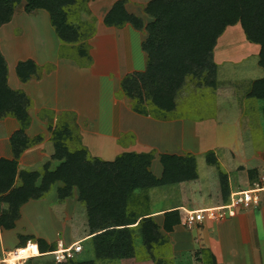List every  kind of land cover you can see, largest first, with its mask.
I'll list each match as a JSON object with an SVG mask.
<instances>
[{"label": "trees", "instance_id": "obj_1", "mask_svg": "<svg viewBox=\"0 0 264 264\" xmlns=\"http://www.w3.org/2000/svg\"><path fill=\"white\" fill-rule=\"evenodd\" d=\"M26 3L25 11L45 10L61 41L60 57L75 60L82 68L92 64L87 39L96 33L94 22L81 17L90 0H0V27L12 21L17 7ZM145 13L154 21H144L125 9V1L114 4L105 17V24L123 28L131 24L149 35L143 44L148 55L147 69L132 73L121 81L122 94L131 102L132 110L142 116L170 121L183 119L179 97L194 83L198 88L214 92L217 88L218 65L214 51L219 38L233 25L240 24L247 41L260 47L259 65L264 70V0H152ZM81 18V19H80ZM40 68L33 61L20 62L16 68L19 79L26 83L38 77ZM249 99L264 103V77L252 83ZM32 99L9 85L8 63L0 49V121L13 118L19 128L10 138L13 158L0 159V225L6 230L15 227L21 208L30 200L45 198L57 183L61 202L74 196L87 210L92 245L97 259L138 258V240L144 255L154 264H175L170 258V239L161 233L146 205L135 207L141 193L148 198L149 190L198 179L197 162L193 155H162L164 174L157 179L150 167L154 153H124L107 162L90 156L82 144L73 114L57 116L44 110L40 119L47 122L55 147L52 157L58 166L47 163L43 170L24 171L19 160L29 148L43 141L42 136L30 138ZM264 116V107H263ZM212 118L206 114L201 120ZM72 125L75 126L72 127ZM77 132V134H76ZM72 142L77 147L71 149ZM209 165L220 167L214 152H208ZM224 200L230 197L227 174L219 172ZM20 181L21 185H17ZM4 204L8 209L1 210ZM181 224L177 210L165 213L164 229L173 232ZM136 226V227H132ZM36 241L42 253L57 249L43 239L29 237L25 246ZM203 264H216L210 251H203ZM69 264H96L95 261L71 260Z\"/></svg>", "mask_w": 264, "mask_h": 264}, {"label": "crops", "instance_id": "obj_2", "mask_svg": "<svg viewBox=\"0 0 264 264\" xmlns=\"http://www.w3.org/2000/svg\"><path fill=\"white\" fill-rule=\"evenodd\" d=\"M118 1L121 0H90L88 2V10L94 21L96 33L86 41L90 46L89 53L92 58V64L86 68H82L75 60L60 57L62 44L45 10H36L32 13L15 11L12 21L0 27V49L8 63L9 85L14 90L25 92L33 101V106L29 111L32 122L26 133L30 138L43 137L42 142L23 153L19 160L20 170L41 172L49 162H52V168L54 165V167L59 165L52 160L55 153L51 140L52 134L48 131L47 122L40 119L41 112L44 110L54 112L57 116L65 113L73 114L81 142L93 158L112 162L124 153H154L149 170L157 179H161L164 174V167L161 163L162 155H193L197 162L198 157L204 156L206 159L208 152H214L220 167L207 163L216 169L208 173L207 183H205L207 185L204 187L201 184L204 180L201 181L197 165V180L175 184L186 185L189 189L186 201L182 200L158 209L152 207L150 208L151 217L160 227L161 233L169 237L176 264L179 262L177 256H181L186 251L190 264L194 263L195 256L198 264H203L199 260L204 255L203 251L213 253L217 260L216 264H264V202L256 209L239 211L235 217L220 221L206 220L188 227V230L183 224L185 212L216 207L228 202L229 198L224 200L222 194L220 170L228 176L230 192L246 190L254 181L264 176V116H261L263 115L262 110H260L261 113L259 112L261 119H258L261 129L260 126L251 128V125L245 121L243 113L240 112V117L239 112L236 114V110L234 111V121L236 125L240 123L243 139L238 140V143H229L231 145H226V140L220 142L219 128L223 117L201 121L187 118L162 121L135 113L128 104V100H120L118 96L122 93L121 81L125 76L146 71L148 55L143 50V44L149 35L146 31L135 29L131 24H126L123 28L110 27L105 24V17ZM124 1L128 13L140 17L145 25L153 23L154 20L145 13V8L152 0ZM24 18L28 21L37 18L44 23L57 54L55 53L50 58L49 56L43 58V53L37 57L29 55L23 60L19 57L10 66L12 61L6 51L7 43L10 41L9 36L17 40L23 38V31L28 33L26 25L29 22H23ZM83 18L87 20L86 13L83 14ZM228 40L229 38L225 39V42ZM106 44L112 46L110 48L111 59L102 62L100 52L104 51L103 47ZM26 61H33L40 68V72L38 77L34 76L24 83L17 76L16 68L20 62ZM215 63H218L216 58ZM217 65L219 69V64ZM103 99L108 100L104 102ZM262 105L264 106V103ZM12 119L6 118L0 121V146L5 148L2 150L0 147V159L13 158L12 149V157H9L7 145H5L7 144L6 139L10 143L11 136L19 128L17 121L13 119L16 121L13 122ZM256 122L254 126L257 125ZM5 123L10 127L13 125L10 131L8 128L7 135L4 133V130H7L5 128L8 127L3 125ZM17 185H21V182L18 181ZM61 186L62 183H58L46 198L30 200L25 204L21 208V216L13 229L6 230L0 225V252L1 248L12 250L14 247H21V241L29 237L43 239L49 244H55L64 239L62 237L68 231L65 221L75 218L72 214L70 216L67 214L69 211L67 203L70 199L65 202L58 199V188ZM204 189L208 191L207 196L202 195ZM183 193H186L185 190ZM187 205L195 207L188 208ZM83 208L81 231L84 233L80 240L83 247L81 261H95L96 264H151L153 262L144 255H140L145 249L140 240L136 246L137 253H140L139 259L137 257L97 259L90 232H88V222L85 224L86 220L88 221L85 219L87 210L85 206ZM6 209L8 205L4 204L1 210ZM172 210L179 212L181 224L175 226L173 232H166L164 229L165 213ZM55 211L63 215L65 230L59 228L52 234L51 231V233L47 231L55 225ZM44 216L46 219L43 218ZM46 221L48 225L52 224L48 226ZM9 235H14L15 242L12 244L9 241ZM184 239L190 244L189 248L185 249ZM192 255L195 256L192 257ZM45 257L53 256L34 258L27 264H49Z\"/></svg>", "mask_w": 264, "mask_h": 264}, {"label": "rangeland", "instance_id": "obj_3", "mask_svg": "<svg viewBox=\"0 0 264 264\" xmlns=\"http://www.w3.org/2000/svg\"><path fill=\"white\" fill-rule=\"evenodd\" d=\"M25 6H26V3L23 1L17 7L16 11L21 12V13L25 12ZM84 13L85 12L83 11V7L81 6L82 19L86 22H94L91 19L92 16L90 14H86L87 20L84 19L85 18V17L83 18ZM23 22H29L26 25L28 28V33H25V31H23V38L17 39V40H13L11 35L9 36L10 41L7 43L8 47L6 51L8 52L9 59H11L12 61V63H10L11 64L10 66H12L15 62V59H18L19 57H21V59L23 60L27 58L29 55L37 57L39 56V54L43 53L42 55L43 58L48 57V56L50 58L56 53L55 47L53 46V43L50 38V34L47 31L46 26L44 25L43 22H41L37 18L36 19L32 18L31 21H28V19L24 18ZM18 34H21V32H18ZM223 35H222L223 37L221 36L222 38L221 37L219 38L215 51H214V61L216 58V61L218 62L217 64H219V69H218L217 79H216L217 80L216 90L212 92L210 90L198 88L197 85L194 86V83L192 84L188 83L189 87L186 88L185 91L180 95L179 103H180V109L184 110L182 113L184 114L183 117L187 119H191L193 121H199L201 117L204 116L205 114L207 116L208 115L211 116L212 118H217V117L222 118L223 117L221 119V124L219 128V135L221 137L220 142L226 140V145L227 144L231 145L229 143H238V140L243 139V134L241 133L240 123L236 125L237 123H235L234 121L235 118H234L233 113L235 110H236V114H238L239 112L240 117H241L240 112L243 113L245 121L249 125H251L250 126L251 128L252 127L256 128L257 126H260V124H258V119H261V116H263L261 114H260L261 116L259 115L260 110H263L262 108L264 107L262 105L263 102L257 101L254 99H249L247 97V94L250 90L252 83L264 77V70L259 65L260 47L258 45L251 44L247 41L240 24L230 26ZM227 38H229V40L225 42V39ZM111 47L112 46L108 44H106L103 47L104 51L100 52L102 54L100 56V60L102 62H105L111 59L110 57ZM105 55L107 57H105ZM118 98L120 100H123V99L128 100L122 93L121 94L119 93ZM107 100L108 99L106 100L103 99L104 102H106ZM127 102L129 105H131V102L129 100ZM12 121L16 122L13 119ZM255 121H257L256 122L257 125L254 126L253 124H255ZM3 125L8 126L5 128L7 130H4L5 134L8 133V128H9V131L11 130V127L13 129V125H11V127L7 123ZM72 127L75 128L74 125H72ZM209 128H212V127H209ZM260 129H261V126H260ZM6 142L7 144L5 143L4 144L7 145L8 155L9 157L10 156L12 157L9 140L6 139ZM0 147L2 148V150L5 149L4 146L2 145ZM76 147H77V143L72 142L71 149H74ZM197 165H198V171L201 177V181L204 180L201 184H203L205 187L207 185L205 183H207L206 179H207L208 173H210L211 170L215 171L216 169L213 167H210L207 164L204 156L198 157ZM153 189L154 191H152V189L149 190L147 199L144 197V193H141L139 195V198L135 201V207L139 205L140 206L146 205L147 202H149V205L147 206L149 209L152 207L155 209L168 207V206L173 205V203H178L182 200L186 201V198L189 195V189L186 187V185H181V186L167 185V186H162L160 188H153ZM184 190L186 192L185 193L186 195L183 193ZM207 193L208 191L204 189V192L202 193V195L207 196L208 195ZM68 199H70V201L68 200L69 203H67L69 205L68 206L69 211L67 214L68 216L72 214V216L75 219L65 221L67 222L66 226H68V231L65 233V236L62 237L64 238L63 240L55 242L57 247L59 243L64 244L65 246H69L71 243L73 244L77 243L76 241L80 242L81 235L84 233L83 231H81L82 229L81 228V212L84 213L83 206H85V204L79 201L78 194L75 195V192H74V196ZM187 207L194 208L195 206L187 205ZM185 214L187 213L185 212ZM39 215L41 216V214ZM55 216H56L55 220L57 222L55 221V225L52 226L51 228H48L49 229L47 231L48 233L52 232L53 234L57 232V229L59 228L60 230L62 229L65 230L64 225H63V223L65 222L62 219L63 215H61V212L55 211ZM43 218L46 219L45 216ZM85 219H88V216H86V214H85ZM87 222L88 221L86 220L85 224H87ZM46 225H48L47 221H46ZM87 226H88V232H90L89 223L87 224ZM185 228L187 230L189 229L188 226H186ZM182 234L185 236L183 232ZM9 237H10L9 241H11L10 243L11 244L14 243L15 242L14 235H9ZM185 242H186V247L184 246L185 249L187 247L189 248L190 246L188 245L190 244L187 242V240ZM1 249L7 250L4 248H1ZM168 252L170 254L171 260H173L175 263L172 243H170V251ZM186 252L181 254V256H177V260H179L180 264H190L188 257H186L187 255ZM194 256L192 255V257ZM182 257L184 258L182 259ZM190 257H191V254L189 258ZM203 258L204 256H202V259H199L201 260L202 263H203ZM45 260H47L49 264L55 263L53 260V257H45ZM75 260L81 261V253L76 256ZM179 262H177V264H179ZM193 262H194L193 264H198L196 256ZM151 264H154V262H152Z\"/></svg>", "mask_w": 264, "mask_h": 264}, {"label": "built area", "instance_id": "obj_4", "mask_svg": "<svg viewBox=\"0 0 264 264\" xmlns=\"http://www.w3.org/2000/svg\"><path fill=\"white\" fill-rule=\"evenodd\" d=\"M264 202V176L254 181L246 190L232 191L227 203L187 212L183 224L192 227L206 220L220 221L237 216L242 210L256 209ZM83 250L81 242L65 246L59 243L55 251L42 253L38 242L29 241L25 246L0 252V264H27L30 260L46 255L54 257L56 264H67L75 260Z\"/></svg>", "mask_w": 264, "mask_h": 264}]
</instances>
